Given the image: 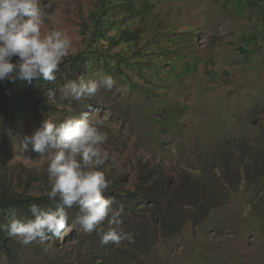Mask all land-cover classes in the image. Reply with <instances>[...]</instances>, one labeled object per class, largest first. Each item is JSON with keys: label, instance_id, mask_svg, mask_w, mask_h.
I'll use <instances>...</instances> for the list:
<instances>
[{"label": "rangeland", "instance_id": "1", "mask_svg": "<svg viewBox=\"0 0 264 264\" xmlns=\"http://www.w3.org/2000/svg\"><path fill=\"white\" fill-rule=\"evenodd\" d=\"M40 6L52 14L42 35L67 30L70 54L91 57L85 81L102 71L116 84L79 101L62 89L59 112L28 124V136L45 120L59 124L82 112L101 119L110 153L102 170L111 186L128 191L150 173L160 181H222L228 166L241 176L227 201L176 235L162 236L146 203L131 209L116 202L135 239L102 246L67 210L69 226L59 238L27 246L9 234L0 238V264H264V175L250 185L245 173L264 158V0H40ZM3 164L48 178L47 160L31 146L25 152L22 141L0 149ZM205 187L200 199L222 193L216 184Z\"/></svg>", "mask_w": 264, "mask_h": 264}, {"label": "clouds", "instance_id": "2", "mask_svg": "<svg viewBox=\"0 0 264 264\" xmlns=\"http://www.w3.org/2000/svg\"><path fill=\"white\" fill-rule=\"evenodd\" d=\"M45 7L40 6V0H0V83L57 81L59 66L71 53L72 38L67 30L42 35L41 28L52 15ZM96 76L88 81L83 77L68 80L63 86L64 95L79 101L95 96L101 88L111 91L116 84L112 75L100 71ZM46 96L50 101L55 93L49 89ZM107 142L102 120L91 118L88 112L69 116L59 124L45 120L32 135L24 136V151L31 146L32 152L47 160L45 195L56 206L41 208L32 204L30 218L24 219L13 211L6 222H0V232L15 237L24 246L46 243L67 230V210L75 206V223L86 234L95 232L102 246L133 243L134 235L124 227V205L114 207L115 198L105 196L112 184L102 170L110 159Z\"/></svg>", "mask_w": 264, "mask_h": 264}, {"label": "trees", "instance_id": "3", "mask_svg": "<svg viewBox=\"0 0 264 264\" xmlns=\"http://www.w3.org/2000/svg\"><path fill=\"white\" fill-rule=\"evenodd\" d=\"M90 60L88 52L70 54L59 66L55 83L43 79H36L31 83L19 80L15 83H0V149L9 152L16 141H22L24 136H28V124L57 114L64 84L68 80L84 76ZM49 89L55 93L50 101L46 96ZM21 168L22 171L17 173L15 167L0 165V222H6L13 211L20 219L30 218L29 206L32 204L41 208L56 206V202L49 200L45 195L48 178L41 180L32 174L35 172L33 169L22 165ZM239 170L236 169L232 175L227 166L225 171L221 170L222 181H160L154 180L153 174L150 173L148 179L139 177L134 190L110 186L105 196L114 197L116 202H121L131 209L138 203H146L154 210V221L159 224L162 236L170 237L180 233L189 221L200 223L214 208L227 201L230 194L238 190V178L241 176ZM245 173L248 184L259 182V178L264 175V158L248 164ZM43 181L46 182V189H36V184ZM213 184H216L222 193L211 199H200L201 189L205 186L213 187ZM68 210L78 213L75 206ZM7 237L6 232H0L3 242Z\"/></svg>", "mask_w": 264, "mask_h": 264}]
</instances>
